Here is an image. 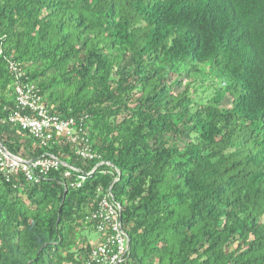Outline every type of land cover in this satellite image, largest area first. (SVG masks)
Masks as SVG:
<instances>
[{
	"label": "trees",
	"instance_id": "trees-1",
	"mask_svg": "<svg viewBox=\"0 0 264 264\" xmlns=\"http://www.w3.org/2000/svg\"><path fill=\"white\" fill-rule=\"evenodd\" d=\"M0 45V144L64 162L0 171V264H103V196L117 264H264V0H0ZM8 60L92 157L8 121Z\"/></svg>",
	"mask_w": 264,
	"mask_h": 264
},
{
	"label": "built area",
	"instance_id": "built-area-1",
	"mask_svg": "<svg viewBox=\"0 0 264 264\" xmlns=\"http://www.w3.org/2000/svg\"><path fill=\"white\" fill-rule=\"evenodd\" d=\"M3 52L0 45V53ZM19 63L8 60V68L13 73L15 101L14 107L8 113V121L20 125L41 144L47 145L55 136H62L71 143H76V153L83 157H92L90 145L81 143L85 136L83 123L74 118H61L52 112L51 105H46L39 90L31 82L20 79L24 72ZM64 164L58 156L47 153L32 159L14 154L0 145V171L6 176L22 172L29 181H37L38 173L50 168H58ZM68 174V173H66ZM84 179V177H81ZM120 206L103 196L98 203L94 218H98L97 226L102 237L94 244L92 259L103 264H117L128 249L126 233L121 228L119 219ZM106 228L109 232L103 236Z\"/></svg>",
	"mask_w": 264,
	"mask_h": 264
},
{
	"label": "rangeland",
	"instance_id": "rangeland-1",
	"mask_svg": "<svg viewBox=\"0 0 264 264\" xmlns=\"http://www.w3.org/2000/svg\"><path fill=\"white\" fill-rule=\"evenodd\" d=\"M184 83H185V81L182 82V86H183V87H184ZM83 233H85V235L87 236V238H88L91 242H93V243L96 242V240H97V238H98V233L93 232V231H91V232H86V231H84ZM231 248H232V247H230V249H231Z\"/></svg>",
	"mask_w": 264,
	"mask_h": 264
},
{
	"label": "clouds",
	"instance_id": "clouds-1",
	"mask_svg": "<svg viewBox=\"0 0 264 264\" xmlns=\"http://www.w3.org/2000/svg\"><path fill=\"white\" fill-rule=\"evenodd\" d=\"M1 145V144H0ZM2 146V145H1Z\"/></svg>",
	"mask_w": 264,
	"mask_h": 264
}]
</instances>
